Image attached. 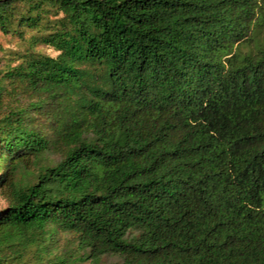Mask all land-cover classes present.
I'll return each mask as SVG.
<instances>
[{
    "label": "trees",
    "instance_id": "obj_1",
    "mask_svg": "<svg viewBox=\"0 0 264 264\" xmlns=\"http://www.w3.org/2000/svg\"><path fill=\"white\" fill-rule=\"evenodd\" d=\"M263 29L264 0H0V264H264Z\"/></svg>",
    "mask_w": 264,
    "mask_h": 264
},
{
    "label": "rangeland",
    "instance_id": "obj_2",
    "mask_svg": "<svg viewBox=\"0 0 264 264\" xmlns=\"http://www.w3.org/2000/svg\"><path fill=\"white\" fill-rule=\"evenodd\" d=\"M263 37H264V29L259 34L260 39ZM0 46H1V48H4L6 51L13 50V49L18 47V40H17V38H13V37L8 36V35H3L0 32ZM240 47L242 50H248V47L246 45H242ZM43 51L46 53H49V54H54V52L51 49L45 48ZM3 55H4V51H3V49H0V66L6 60L4 57H2ZM6 204H7V199L4 197L3 194L0 193V210L2 208H4L6 206Z\"/></svg>",
    "mask_w": 264,
    "mask_h": 264
}]
</instances>
